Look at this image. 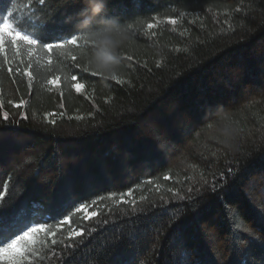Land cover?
<instances>
[{"label":"trees","instance_id":"obj_1","mask_svg":"<svg viewBox=\"0 0 264 264\" xmlns=\"http://www.w3.org/2000/svg\"><path fill=\"white\" fill-rule=\"evenodd\" d=\"M15 3L0 12L34 13L42 43L79 37L82 0ZM107 8L131 25L123 83L84 71L79 47L54 50L51 65L22 43L0 53L4 223L20 215L53 226L43 264H264V0ZM55 76L59 87L47 83Z\"/></svg>","mask_w":264,"mask_h":264},{"label":"snow or ice","instance_id":"obj_2","mask_svg":"<svg viewBox=\"0 0 264 264\" xmlns=\"http://www.w3.org/2000/svg\"><path fill=\"white\" fill-rule=\"evenodd\" d=\"M4 0H0L3 3ZM13 7L16 8L15 0H9ZM40 5L45 4V0H38ZM34 13H29L23 17L17 16L12 11H8L5 16L3 12H0V53H6V42H10L12 46L16 48V52L20 51V44L27 48V54L31 60L34 53H36L37 48L49 54V59L46 61L48 65L52 64L51 54L54 50H59V55H64L65 51L69 46L72 48H81V54H86V45L81 41L78 36L73 35L71 39L64 40L60 43H42V37L39 34V29L42 26V22L32 23L34 18ZM176 20H170V23L176 24ZM147 27L152 29L155 27L154 24H148ZM31 28L33 34H27L28 29ZM70 55V53H69ZM73 61L76 60V56H71ZM30 66V65H29ZM8 72H12V68L9 67ZM84 71H88L85 67ZM25 74L29 77L28 86L31 87L32 83V72L25 69ZM96 75L95 73H93ZM114 79L120 80L121 83L124 81L118 76ZM72 81L77 80V76L73 74L71 76ZM50 85H55L59 87L60 76H55L53 79L47 81ZM72 87L75 88L77 92H81L85 85L82 83H73ZM62 95V93H61ZM9 103H12L9 101ZM24 101L21 100L20 104H15L16 108H20ZM0 107H2V101H0ZM8 112H3V119L8 120ZM25 118H27L25 116ZM52 124L56 121L52 120ZM28 163V161H25ZM231 172V169H229ZM164 179H171L170 176H165ZM151 181H149L150 183ZM3 192H0V202H3L4 193L7 192V184L2 185ZM159 187V186H157ZM171 191V189H169ZM115 195V194H113ZM126 195L131 196L132 193L129 191ZM143 199V198H142ZM183 199V197H181ZM124 200V196H120V201ZM120 201H117L119 203ZM95 204V201L92 202ZM81 210H87V206L81 204L76 208L77 212ZM90 216L97 215L96 212L89 214ZM234 217H238V213H233ZM61 227L60 223L55 225L56 229ZM235 227L241 231H247V228L242 222L237 220ZM82 232H77L72 230L68 233V237L72 238L74 236H80ZM57 232L53 230V226L47 223H33L28 219L17 215L13 218L11 223H4V209L0 206V264H43V261L47 259L48 250L52 245L57 244L56 239H50L55 237Z\"/></svg>","mask_w":264,"mask_h":264},{"label":"clouds","instance_id":"obj_3","mask_svg":"<svg viewBox=\"0 0 264 264\" xmlns=\"http://www.w3.org/2000/svg\"><path fill=\"white\" fill-rule=\"evenodd\" d=\"M82 3L84 7L75 18V27L86 45L85 67L105 79H114L121 70V50L132 41L131 25L109 16L107 0Z\"/></svg>","mask_w":264,"mask_h":264},{"label":"rangeland","instance_id":"obj_4","mask_svg":"<svg viewBox=\"0 0 264 264\" xmlns=\"http://www.w3.org/2000/svg\"><path fill=\"white\" fill-rule=\"evenodd\" d=\"M84 213L89 214V210H88V208H87L86 211L84 210Z\"/></svg>","mask_w":264,"mask_h":264}]
</instances>
